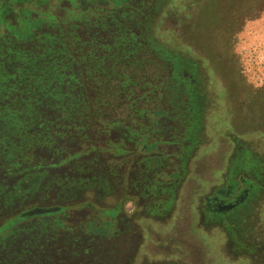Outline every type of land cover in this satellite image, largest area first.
<instances>
[{"label":"rangeland","instance_id":"obj_1","mask_svg":"<svg viewBox=\"0 0 264 264\" xmlns=\"http://www.w3.org/2000/svg\"><path fill=\"white\" fill-rule=\"evenodd\" d=\"M14 7L8 22L22 8L52 25L29 30L35 46L9 42L0 27V71L15 55L27 66L22 91L11 92L13 79L0 86V225L25 208L66 204L73 230L52 236L43 224L20 223L0 234V264H264V0H30ZM102 23L105 31L95 27ZM180 59L203 95L199 109L183 87ZM96 94L99 102L87 105ZM77 112L100 135L116 124L111 139L122 133L123 154L112 152L106 134L88 139V153L81 139L72 150L78 124L62 116ZM36 132L42 138L31 139ZM70 154L78 158L66 162ZM94 158L106 176L77 172L74 163ZM241 178L259 189L240 223L230 232L225 223L227 237L218 226L204 229V198ZM87 222L106 229L104 239L89 248L75 243L73 260L50 262L56 250L43 248L44 240H77L83 231L75 226Z\"/></svg>","mask_w":264,"mask_h":264},{"label":"trees","instance_id":"obj_2","mask_svg":"<svg viewBox=\"0 0 264 264\" xmlns=\"http://www.w3.org/2000/svg\"><path fill=\"white\" fill-rule=\"evenodd\" d=\"M98 13H99V11L96 14H98ZM95 27L100 29V30H104V31L106 30V25L103 24V23L102 24H97V25H95ZM120 28L122 30L124 29L118 22V24H117L118 32H120ZM8 31L11 32V30H8ZM11 35L14 36L13 33H11ZM79 40H80L79 38L77 40L75 39L74 43H73L72 39H70L68 41H69V43H71L70 46L73 45L75 47L76 46V41L78 42ZM40 43L41 42H39L38 44L40 45ZM66 43L67 42L64 43V42L60 41V43H59L60 47H61L60 52L64 53L65 55H68V53L66 51V47L68 48V46L66 45ZM54 46H55V44L53 45L52 48H54ZM89 49L91 50V52H87V53H91V54H92V51L97 50V49L94 50L92 48H89ZM18 60L21 63H22V61L23 62L25 61V60H22L21 58H19ZM22 64L25 65V62L22 63ZM7 70L8 71H4L3 70L4 72L0 71V75L3 76V78H4V81L2 83L0 82V86L1 87H3L2 84H4V85L8 84L9 85V81H8L9 79H13L14 82L16 81L14 83V85H10V87H12V89H13L11 91L12 93H14L15 91H19L20 87L23 88V86L26 85L25 80H22V78L25 79V77L22 75V71H23V67L22 66H19V67L15 68L14 71H15L16 75L10 74L9 73V69H7ZM36 71L40 73L42 71V66L40 67V70L36 69ZM19 79H20V82H18ZM14 87H18L19 89H15ZM3 90H4V88H2V90L0 89V96H4ZM22 90L23 89H21L20 91H22ZM94 92H96V91H94ZM4 98L7 99L6 96ZM99 100H97V94H96V101H91L87 105L91 106V103L99 102ZM46 106L49 109H52L54 107V106H51V105H46ZM76 109H77V107H76ZM87 109H89V108H87ZM77 111H78V109H77ZM78 114H79V112H77L76 114H73V115H67L66 114L65 117L62 116L63 122L72 121V123H70V125L74 124L75 125L74 126L75 129H77L76 124H78V131L79 132L75 135L76 136L75 138H71L70 139L71 140L70 141V144H71L70 147H71L72 150H74L76 147H79L77 142H80V139H81L83 141V144L85 145V147L83 149L85 150V152L88 153L89 151H86L89 148V145H88L89 140L88 139L91 138L92 141L94 139H99V140L101 139L103 141V139L101 137H103V135L106 134L107 140L110 142V144H112L111 145L112 152L115 155H119V154L122 155L123 154L124 151H123V149L121 147L122 145H120V144L123 143L121 141L122 139H120L119 142H118V139H117V137L119 138V134H122V133L120 131H117L116 132V137L111 139V136L114 135V134H112V132L115 131L114 129H116V124H112V125L108 126L106 131L103 130V133L100 135V133L96 132V130H98V129H95V124H92L94 122H92L89 118H87V122L80 121V119H77ZM55 118L58 121H61V119H59V116H57ZM85 125H87V126L85 127ZM68 128H70V126ZM85 129H88V130L91 129V134L88 135L87 133H84ZM80 130H81V132H80ZM30 135L29 136H30L31 139L36 137V136L38 138H40V137L42 138V135H40V136L37 135V132L36 133H32ZM144 138L145 137L143 136L142 139H144ZM43 140H45L44 137H43ZM20 141H21V139H20ZM114 142H116V143L113 145ZM16 143L13 144L14 148L16 146ZM38 144H39V141H35V145L38 146ZM33 145L34 144L31 145L32 148H33ZM91 147H92V149H90V151H94L95 147L94 146H91ZM77 156L78 155H74L73 158L77 159L78 158ZM73 158H72V156L70 154V155H68V158L65 161L68 162V161L72 160ZM96 162H97V160L95 158H94V164H93V162L91 160H88V159L84 160L83 162L77 161L76 163H74V167H76V170H77V172L79 174L83 173L84 175L89 176V174L91 173V177L92 178H101L103 175L106 176V174H105L106 171L103 170L102 167L97 165ZM47 165L49 166L48 169L56 167V165H54V164H50V165L47 164ZM85 167H87V168H85ZM53 183L59 184V182H57L56 180ZM89 206H91L92 208H95L98 211H101L103 215L113 214V211L107 212V211H105V209L102 210V209L98 208L95 205H89ZM70 208H71L70 205H66V204L65 205H60L59 204V205L46 206V207H40L39 205L38 206L35 205V206L29 207V208H25L24 210H21V211H16L15 213H13L11 215L10 218H7L5 220L4 224L0 225V234H3L6 231H9V230L13 229L15 226L19 225L20 223H25V222H32L33 223V221H35L34 224H39L40 223V224H43V226L49 227L50 228V232L52 233V236H55L58 231H61L60 233H65L67 231H71V230H73L72 224L69 223V225H68L66 223V220L69 217V213L68 212L70 211ZM80 208H81V206H80ZM95 227L96 226H94L90 222L75 226V230L80 229V231H83L82 232L83 234H80V235L77 236V240H72L69 236L64 237L62 239V241H59L58 239H56V241H55V237H50V239L47 238L46 240H44L43 248H45V247L47 249L49 248L48 251H50L52 249L56 250V253L51 257V261L50 262L57 261V260H59V258L60 259L64 258V260H66V261L73 260L74 257H75V251L71 250V252H70V249H71L70 246L72 247L75 243H85L84 245L87 246V248H89L93 244L92 241H94L96 239H102L103 240L104 237H102L101 232H99L100 230L96 231ZM47 245H50V246H47ZM72 249H74V247ZM60 251H65V253H63L61 256H59V252Z\"/></svg>","mask_w":264,"mask_h":264},{"label":"flooded vegetation","instance_id":"obj_3","mask_svg":"<svg viewBox=\"0 0 264 264\" xmlns=\"http://www.w3.org/2000/svg\"><path fill=\"white\" fill-rule=\"evenodd\" d=\"M29 1L30 0H0V27H4L5 33H8L9 36H11V38L8 39L9 42H11L12 39L13 40L17 39L18 41L22 38H25L30 41L26 45L35 46L37 45L36 44L37 39L35 40V35L33 33H30L29 30L32 27L33 28L36 27V29H39L41 27L44 28L46 25H50V26L52 25L43 22L45 17L44 14H42V16H38L37 19L34 20L29 15L31 14V12L28 9H22V8L18 9V14L16 17L18 20L16 18H13V20L15 19L14 20L15 22L11 21L12 22L11 23L7 21L8 16L11 15L13 9H15L14 7L15 5L23 6L26 2L29 3ZM42 2H44V0H42ZM46 19L47 18L45 17V20ZM8 30H11V32H9ZM5 33L3 37L0 36V42L4 40V37L6 36ZM11 33H13L14 36L11 35ZM15 56H16L15 58H11L8 65L5 67L7 68L9 66V71L11 70L10 68L13 67L16 68L19 66H22L23 69H26L27 66L23 65L20 61L17 60L18 55ZM40 63H41V59H38V61H36V64L39 65ZM180 66H181L180 73H182L183 77L186 79V81L183 82L184 84L183 87L185 89L187 88V86L190 88L187 89V93L193 105H195V107L197 106L199 109L202 106L203 95L200 94L201 91L197 87L198 86L197 80L193 76H191L190 73L188 72L191 66H189L188 60L183 61L181 59H180ZM256 170H260V166H256ZM238 182L240 183L241 186L237 185ZM258 189L259 188L254 183L246 185L245 180L241 178L239 179V181H237V183L234 182L227 184L222 190H220L219 188L212 196L205 197L204 200L205 203L207 204L206 213L199 215V219L202 221L201 222L202 227L204 229L209 230L211 228L210 226L212 227L218 226L227 237L226 234L227 231L224 230L223 228L225 223L227 222L229 223L228 224L229 226L227 227L229 232H230L229 229L231 228L230 225L232 223L234 224V226L240 223L241 218L245 216L246 212L251 207V204L254 202L252 201V199L255 197L256 191ZM148 217L151 219H155V221L159 220L156 219V216L153 215H149ZM100 232L105 233L107 232V230L103 229L100 230Z\"/></svg>","mask_w":264,"mask_h":264}]
</instances>
